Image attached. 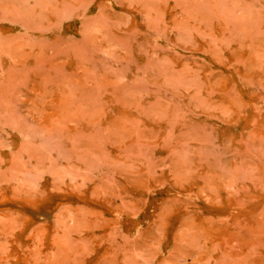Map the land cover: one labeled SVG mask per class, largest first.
Here are the masks:
<instances>
[{"label": "rangeland", "instance_id": "1", "mask_svg": "<svg viewBox=\"0 0 264 264\" xmlns=\"http://www.w3.org/2000/svg\"><path fill=\"white\" fill-rule=\"evenodd\" d=\"M0 264H264V0H0Z\"/></svg>", "mask_w": 264, "mask_h": 264}]
</instances>
